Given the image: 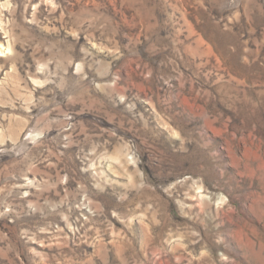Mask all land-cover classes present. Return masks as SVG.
<instances>
[{
  "label": "rangeland",
  "instance_id": "374dc122",
  "mask_svg": "<svg viewBox=\"0 0 264 264\" xmlns=\"http://www.w3.org/2000/svg\"><path fill=\"white\" fill-rule=\"evenodd\" d=\"M0 264H264V0H0Z\"/></svg>",
  "mask_w": 264,
  "mask_h": 264
},
{
  "label": "clouds",
  "instance_id": "9594fccd",
  "mask_svg": "<svg viewBox=\"0 0 264 264\" xmlns=\"http://www.w3.org/2000/svg\"><path fill=\"white\" fill-rule=\"evenodd\" d=\"M10 7H11V5L8 4L7 2H5V4H4V8H5V9H8V8H10Z\"/></svg>",
  "mask_w": 264,
  "mask_h": 264
}]
</instances>
